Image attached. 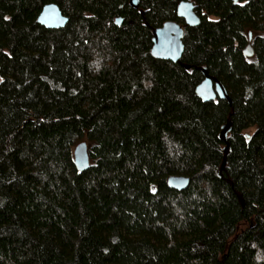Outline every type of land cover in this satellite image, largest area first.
I'll return each instance as SVG.
<instances>
[{"label": "trees", "instance_id": "1", "mask_svg": "<svg viewBox=\"0 0 264 264\" xmlns=\"http://www.w3.org/2000/svg\"><path fill=\"white\" fill-rule=\"evenodd\" d=\"M180 1L0 0V264H264V0H190L197 26ZM168 21L181 63L152 54Z\"/></svg>", "mask_w": 264, "mask_h": 264}, {"label": "water", "instance_id": "2", "mask_svg": "<svg viewBox=\"0 0 264 264\" xmlns=\"http://www.w3.org/2000/svg\"><path fill=\"white\" fill-rule=\"evenodd\" d=\"M239 0H234L238 2ZM130 4L139 8V0H130ZM178 15L185 20L187 26H197L201 23V17L197 13V5L190 0H182L178 4ZM40 24L47 28H61L64 27L69 17L62 11L60 6L56 3L46 4L39 17ZM123 19L118 18L117 23L121 24ZM252 35L250 34V41ZM185 51L184 43V27L178 22L168 21L162 27L153 30V47L152 54L159 59L171 60L175 63H181ZM244 54L248 57L254 55V47L251 42L244 48ZM205 78L197 87V94L205 101L214 100L217 97L227 99L231 102V97L224 84L215 76L211 75L207 68L201 67ZM228 130L230 126L224 129L221 133V139L227 142ZM89 145L86 141L80 142L75 147V165L80 171H85L90 167V158L88 153ZM225 165V162L223 166ZM171 187L177 189H185L190 183V178L185 176H171L168 179Z\"/></svg>", "mask_w": 264, "mask_h": 264}]
</instances>
